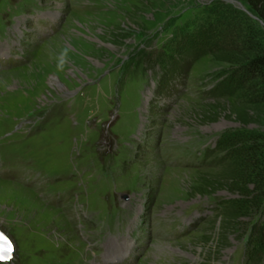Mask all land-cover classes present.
Segmentation results:
<instances>
[{
    "label": "rangeland",
    "instance_id": "obj_1",
    "mask_svg": "<svg viewBox=\"0 0 264 264\" xmlns=\"http://www.w3.org/2000/svg\"><path fill=\"white\" fill-rule=\"evenodd\" d=\"M202 18L221 46L264 44L245 0H0V264H264L261 81L206 54L160 82ZM179 145L210 155L165 161Z\"/></svg>",
    "mask_w": 264,
    "mask_h": 264
},
{
    "label": "trees",
    "instance_id": "obj_2",
    "mask_svg": "<svg viewBox=\"0 0 264 264\" xmlns=\"http://www.w3.org/2000/svg\"><path fill=\"white\" fill-rule=\"evenodd\" d=\"M245 1L250 10L264 21V0ZM207 20L202 18L203 23H186L174 29L168 42V53L165 54L166 64L163 62L164 68L167 64L169 65L167 69H164L167 81L160 80L162 87H165L163 90L169 88L178 77L184 76L188 69L202 56L213 54L219 60L240 61L239 63H242V70L245 73L261 81L259 99L264 102V44L260 36L256 35L255 32L244 30V35L238 43L229 46L222 44L221 46L219 39L214 34L215 24L206 23ZM235 49L243 50V53L234 55ZM218 89L221 94L228 91L226 86ZM231 93L227 92V94ZM206 151L207 155H210V149Z\"/></svg>",
    "mask_w": 264,
    "mask_h": 264
},
{
    "label": "snow or ice",
    "instance_id": "obj_3",
    "mask_svg": "<svg viewBox=\"0 0 264 264\" xmlns=\"http://www.w3.org/2000/svg\"><path fill=\"white\" fill-rule=\"evenodd\" d=\"M0 241H3V243H0V260H7L12 254V245L2 234H0ZM4 253H6V255Z\"/></svg>",
    "mask_w": 264,
    "mask_h": 264
},
{
    "label": "water",
    "instance_id": "obj_4",
    "mask_svg": "<svg viewBox=\"0 0 264 264\" xmlns=\"http://www.w3.org/2000/svg\"><path fill=\"white\" fill-rule=\"evenodd\" d=\"M0 234H2L3 237L7 238V241L11 243L12 249H13L11 257L9 259H7V260H2V261L11 260L15 256V245H14L13 241L11 240V238L8 236V234L5 231H3L1 228H0ZM0 243H3V241H0ZM4 254L6 255V253H4Z\"/></svg>",
    "mask_w": 264,
    "mask_h": 264
},
{
    "label": "bare ground",
    "instance_id": "obj_5",
    "mask_svg": "<svg viewBox=\"0 0 264 264\" xmlns=\"http://www.w3.org/2000/svg\"><path fill=\"white\" fill-rule=\"evenodd\" d=\"M54 79H55V80H54L53 82H54L56 85H59L60 87H62V85L59 83V79H58V78L56 79V77H54Z\"/></svg>",
    "mask_w": 264,
    "mask_h": 264
}]
</instances>
